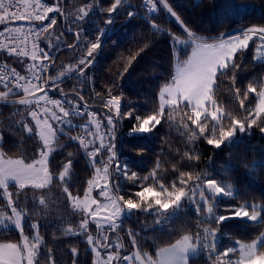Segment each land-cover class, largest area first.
Returning <instances> with one entry per match:
<instances>
[{
  "label": "trees",
  "instance_id": "trees-1",
  "mask_svg": "<svg viewBox=\"0 0 264 264\" xmlns=\"http://www.w3.org/2000/svg\"><path fill=\"white\" fill-rule=\"evenodd\" d=\"M144 1L121 0L109 17L107 9L115 0H55L54 9L57 10L49 13L46 19L49 26L43 34V39L50 36L51 28L57 34V39H53L52 56L47 60L48 82L53 83L50 77H58L61 71L65 75L59 77L53 93L58 99L66 94L69 99L79 101V105L94 109L103 125L102 133L107 130L108 116L114 113V109L105 106L109 99L120 98V110L125 117L132 113L131 118L114 117L117 125L113 139L119 163L139 177L136 183L124 176L115 177L112 182L118 180L121 195L138 200L134 193L142 186L159 191V184L164 183L171 191L174 184L186 189L215 179L218 185L233 187L235 195L215 199L214 215L229 216L248 202L264 205V133L261 132L264 114L260 117L253 114L257 93L263 85L264 61L254 57V44L259 41L256 38L247 49L235 54L233 63L237 67L230 66L227 75L219 76L212 96L213 107L208 106L213 111L221 110L224 130L232 127V119L243 122L246 127L255 119L256 124L248 129L244 138L215 149L206 142L207 138H213L211 126L215 122L211 117L206 120L202 117L208 128L201 136L199 127L188 119L190 111L183 106L171 112V119L166 107L162 123L153 133L128 135L136 124L137 115L143 117L159 111L160 91L172 81L175 62L183 60L189 48L194 46L191 40L186 44H175L174 36L187 39L186 27L195 34V43H213L243 34L250 28L264 27V0H153L155 11L144 9ZM164 4L176 15L173 16ZM85 5H91V8L82 21L76 19L79 13L69 16L72 8L80 10ZM130 12L131 16L128 15ZM110 18L111 24L107 23ZM51 19H55L56 24L51 25ZM98 39L101 47L88 56L90 42ZM81 58L85 59V64H80ZM5 61L18 69L22 64L11 58H5ZM69 68L72 70L68 71ZM250 84L256 91L247 93ZM15 96L10 94L9 98ZM32 107V104L19 105L14 101L0 103V151L27 163L45 162L49 181L43 185H9L8 192L14 205L25 210L23 217L11 208V201L4 197V189H0V243L16 245L30 264L36 250L34 264H93L94 255L85 238L87 234L74 236L66 234V229L72 227L79 231L83 214L74 212L71 199L73 196L84 198L87 181L95 176V166L78 142H72L67 135L59 136L57 150L50 155L49 162L44 161V155H40L39 129L35 128L30 115ZM249 109L251 112L247 111ZM87 121L85 117L74 119L73 125L80 127L71 131L86 133L83 126ZM25 124L33 129L32 134L24 128ZM220 126L216 129L217 139ZM91 131L95 132L93 128ZM69 153H73L72 164L70 175L65 178L68 183H64L60 176ZM107 155L105 150V159ZM154 173L159 177L158 182L151 179ZM181 173H186L185 185H180ZM189 176L192 179L189 180ZM196 176L201 180H196ZM144 177L149 179L144 180ZM98 191L95 188L93 196L99 199ZM197 209L198 206L163 211L153 204L148 212L135 211L122 216L116 233L122 242L123 253L138 251L156 259L160 248L188 236L197 242L199 253L189 258L187 264H213L217 255L220 261L226 259L223 253L234 241L251 242L264 229V213L257 223L230 218L217 226L215 221L204 222L209 214ZM36 224L38 227L34 229ZM214 227L217 228V240L210 244L214 246V252L209 257V252L196 237H203V232L212 231ZM259 252L264 253V242ZM237 254L236 250L231 253Z\"/></svg>",
  "mask_w": 264,
  "mask_h": 264
},
{
  "label": "snow or ice",
  "instance_id": "snow-or-ice-1",
  "mask_svg": "<svg viewBox=\"0 0 264 264\" xmlns=\"http://www.w3.org/2000/svg\"><path fill=\"white\" fill-rule=\"evenodd\" d=\"M121 0H115L108 9L109 17L117 9ZM151 4V0H148ZM164 7L172 13L173 16L176 15L173 10L164 4ZM91 5H85L80 8L79 15L76 17L77 20H83L89 15ZM12 3H5V0H0V24H7L9 21L14 19L26 18L35 19L37 21H43L48 18V13L56 11L52 7H47L41 4L40 0H25L24 9L26 12H20L19 8L16 11H12ZM155 11V6L152 7ZM129 16L132 15L130 12ZM111 24V18L107 21ZM51 24H56L55 19H51ZM38 31H47V27H41ZM185 32H187V39L181 40L179 36L173 37V43L181 44L188 43L189 40L193 42V49L188 60L185 61L177 70L175 77L171 84L161 89L160 91V101H159V111L153 112L152 114H147L143 117L136 116V124L131 128L128 135L130 137L137 136L139 134H150L153 133L157 126L161 125L162 117L165 114V109L169 110V119H171V112L178 111L181 106L187 108L190 111L188 119L191 120V124L199 127V134L204 136L206 134V129L208 124L202 121V117L206 120L207 117H211V120L215 123L212 124V136L213 138H207L206 142L208 145L214 147L215 149H221L224 142L230 141V138L234 136L235 129L238 128L240 133H245L246 128L243 122L232 119V127L228 130H224L220 117L223 115L221 110L217 108L215 111H209L208 105L213 103V93L216 90V81L219 76L227 75V69L231 67H237L233 63V57L238 51H242L248 47L249 41L252 39L253 35L260 34V40L264 42V27L261 28H250L243 34H236L235 36L227 39L220 44H198L195 43L196 37L193 32L185 27ZM79 37V33H77ZM90 47L87 49L88 56H92L96 53L97 49L101 47L99 39L96 42H90ZM0 48H5L6 46L0 44ZM10 55L17 56H29L33 61V64L29 65V70L35 69L32 73V77L28 78L22 76L15 69L12 70L11 76L15 79L16 88L22 89L25 98L18 99L14 101L19 105H31L35 103L37 108H41V102H43L42 111L33 110L30 112L32 120L35 122V128H39V141L41 142L40 155H45L49 162L50 155L57 150V145H59V136L67 135V131L64 127H57L56 124L50 123L49 121H56L61 126H67V130L79 128V125H73L71 118L75 116L86 115L88 117V123L83 127L92 139H87L85 135H69L68 139L72 142H78L80 148H82L86 156L92 161L95 166V176L87 181V190L84 193V199L81 200L78 196H75V203L73 204L74 212L82 213L83 218L79 223V231H74L72 227L66 229V234L71 235H84L87 234V243L92 245L91 251L100 256L98 252L99 247H103L107 251L113 246V242L110 237L106 234L107 232H118L120 225L118 221L121 218V213H133L135 211H145L148 212L149 209L153 208V204L157 205L160 210L167 211L171 208H180L182 206V198L186 197L185 188L177 185H173L172 190L169 191L168 187L164 183L159 184L160 190L157 191L155 188L150 186H142L141 190L136 191L134 196L138 200L133 198H127L120 194V185L118 180L113 183L112 181L117 176H124L127 180L136 183L139 179L138 174L134 171H129L126 165H121L117 156V148L113 137L115 136V127L117 125V119L131 118L132 113H128L127 117L121 113L120 110V98L112 97L106 102V107L114 109L113 116H108L107 118V130L105 133H100L99 129L101 124L95 119L96 114L87 109V105L84 106L83 111L79 107V101H74L69 99L65 94L62 99L51 98L48 93V87L46 84L38 83L35 81L43 80V73L48 70L49 65L44 63L37 64L36 61L39 57L47 61L52 56L50 52H44L38 47L37 44L33 43V50L28 53L23 50L17 51L16 49L8 50ZM85 59L81 58L80 64H85ZM72 69L69 68L68 71ZM65 75L64 71L59 73L58 77H50L53 84H55L59 77ZM0 82L4 83L5 87L11 83V80H5L3 76H0ZM23 82V83H21ZM239 91V89H237ZM256 89L250 84L247 88V93H252ZM39 92L42 93L39 96L35 94ZM245 93V97H247ZM10 94H12L11 88L7 92H0V100L7 101ZM81 100L84 99L83 96L80 97ZM243 106V102H241ZM51 106V107H49ZM251 112V110H247ZM264 114V88L259 92V102L255 106V116L260 117ZM41 116L45 117L41 119ZM256 120L253 119L247 124V128H252L256 124ZM217 125H221L219 128V138H215ZM97 129L96 132H92L91 128ZM184 127H187L184 125ZM24 128L28 129V133L32 134L33 129L25 124ZM261 132L264 133V127H261ZM34 135L37 133L34 131ZM97 140H99L98 146ZM60 147H63L60 145ZM105 150L108 153L105 159ZM73 153H69V158L67 163L62 165V178L64 183H68L65 179L70 175V166L72 164L71 157ZM100 157L97 160V157ZM186 173H181L180 185H185L186 181L184 176ZM196 180H201L200 176L195 177ZM53 179H55L53 177ZM144 180H148L149 177H144ZM151 179L154 182L159 181L157 174H153ZM188 179H192L191 176ZM9 185L6 182V177H0V189H4V197L11 201V208H15L17 213L23 217L25 216V210L19 208V205H14V201L8 192ZM97 188L99 197H103L106 203L98 202V199L93 197V189ZM199 190L198 201L194 203L198 206V211L206 210L209 214V218L204 221L207 223H212L215 221L217 226L223 225L230 218H241L247 219L248 221H256L260 212L257 211L256 207H252L251 211H248V205L243 204L234 210L232 217L225 215H214V199L221 196H231V190L223 188L218 185L215 179H208L206 183H201L193 187V192ZM206 189L207 191H205ZM161 197H167L166 199H161ZM95 206V207H93ZM264 211V208L261 209ZM91 224L95 225L97 230L96 238L90 233L89 226ZM38 225H35L36 229ZM130 235L135 236V233H130ZM38 236V235H37ZM37 236L33 244L36 243ZM103 239H100V237ZM217 236V228H212V231L203 232V237L197 235L196 240L202 245L203 249L209 252V257H212L214 252V246L208 243V238L212 237L215 240ZM264 239V236H262ZM190 237H186L182 245H177L175 249L166 250L162 253L161 264H177L179 254L184 252L188 247L192 246L190 244ZM239 243V242H237ZM40 244V243H39ZM37 245V248L39 246ZM123 245L122 242L117 240L115 245V254L113 252H108L107 259L94 261V264H113L114 261L121 259V249ZM136 247H139L138 245ZM256 244L253 242L250 245H240V251L242 256H247V264H264V253L259 256L255 252ZM229 251L223 253L224 257L229 256ZM73 254H76V249H72ZM37 256V250L35 255L32 257V264ZM122 259L124 261H131L135 264V258L133 256L123 255ZM38 264V262H37ZM213 264H245L243 259L238 261H232L230 259H224L220 261L219 256L213 260Z\"/></svg>",
  "mask_w": 264,
  "mask_h": 264
},
{
  "label": "rangeland",
  "instance_id": "rangeland-1",
  "mask_svg": "<svg viewBox=\"0 0 264 264\" xmlns=\"http://www.w3.org/2000/svg\"><path fill=\"white\" fill-rule=\"evenodd\" d=\"M47 1L49 2V4L51 5L52 8H55L54 7L55 0H47ZM194 1L196 2L198 0H194ZM78 13H79L78 8L74 7L70 11L69 16H71V15L75 16ZM51 25H53V24H51ZM49 34H50V36L44 38L43 41H44L45 52H50L51 53L52 52V46H53V43H54L53 39L54 40L57 39V34L53 30V28L50 29ZM231 37H233V36L222 38L219 41H216V42H213V43L200 42L198 44H216V45H218L221 42H224V41H226L227 39H229ZM253 38H256L257 40H259L257 43L254 44V57L257 60L264 61V42H262L260 40V34H256V35L252 36V39L249 41L248 46L251 44V41L253 40ZM192 49H193V46L191 48H189L188 54L183 60H177L175 62V72H174L173 78L175 77L178 68L185 61L188 60V57L192 53ZM172 81H173V79H172ZM172 81L170 82V84L172 83ZM168 85H165L163 88H165ZM262 88H264V79H263ZM8 90H1L0 89V92H7ZM258 102H259V93H257V102H256V104ZM208 106H211V108H212L213 104L211 103ZM208 110L209 111H213L212 109H209V108H208ZM253 114L255 115V110H254ZM245 128H246L245 133H240L238 128L235 129L234 136L232 138H230V141L224 142V144H230L232 142H235V141H238V140L244 138V136L249 133L248 128L246 126H245ZM140 135H145V134H139L137 136H140ZM88 139H92V137L89 135ZM0 142H1V135H0ZM97 144H99V141H97ZM43 160L44 161L46 160V155H44ZM44 163L45 162H42L41 160L35 161L33 163H27L24 160H21L20 158L8 157V156L4 155L0 151V177H6V182H7L8 185H10V184H14V185H18V186L19 185L20 186H23V185H43V184H46V181H47V178H48V176L45 175V172H46L45 170L46 169H45V164ZM46 174H47V172H46ZM60 178H62V174H61ZM206 182L207 181H202L199 184L206 183ZM199 184H197V185H199ZM219 186H221V185H219ZM193 187L194 186H191V187L185 189L186 197L182 198V202H181L182 206L180 208H178V209L177 208H171L173 211H179V210H182V209H188V208H192V207H196L197 206V204L194 203V201H198L200 199L199 190L197 189L195 192H193ZM221 187L226 188V189H230L231 193H232L231 196L235 195V190H234L233 187H231V186H225V187L221 186ZM204 190L207 191L206 189H204ZM221 197H225V196H221ZM221 197H216L215 199H219ZM166 198L167 197H161V199H166ZM83 199H81V200H83ZM96 199H98V198H96ZM215 199H214L213 202H215ZM98 202L106 203V201L104 200L103 197H100L98 199ZM244 204L248 205V208H247L248 211H251L252 207H256L257 211L260 212V215L257 217L256 221H248L246 218L245 219L238 218V219H241V220H244V221H247V222H252V223L260 222L263 219L264 211H261V209L264 208V205L259 204V203H250V202L244 203ZM93 207H95V206H93ZM233 214L229 215L228 217H232ZM124 215L128 216L129 213H126V211L121 213V217L124 216ZM118 224H119V222H118ZM208 232H210V231H208ZM90 233L93 235L94 238H96V236L98 235L94 224L90 225ZM106 234L110 237L111 241L113 242V246L110 247L107 251H105V249L103 247H99L98 248V252L100 253V256L97 257V255L95 253H93V255H94L93 264H94V261L97 260V259H100L101 261L107 259L108 252H113V254H115V245L117 243V240H119L121 242V240H120V238H119V236L117 235L116 232L109 231ZM262 236H264V229L260 233V235L258 237H256L255 239H253L251 242H242V241H239V240L234 241V244L230 245L229 248L227 249V251H229V250H231V251L229 252V256L226 257V259H230L232 261H238V260L243 259L245 261V264H247V260L249 259V257L242 256L241 251H240V245L241 244L250 245L253 242H255V244H256L255 252H256V255L259 256L261 254L259 252L260 245L264 242V239H262ZM186 237H188V236L182 237L181 239H179L178 241H176L172 245L160 248L157 251L156 259H153L150 256L142 255L138 251L123 253V248H122L121 249V259L118 260V261H114L113 264H132L131 261H127V262L124 261L122 259L123 255H128L130 257L133 256L135 258V264H161L162 253H164L166 250L175 249L177 247V245H182L184 243ZM85 238L87 239V235L85 236ZM100 239H103V237L101 236ZM216 240H217V237L215 238V240H213L212 237H209L208 238V243L209 244H214L216 242ZM189 242H190V244L192 246L188 247L184 252L179 254V258L177 260V264H187L189 258L198 255L199 248H198L197 242H193V240L191 238H190ZM237 242H239V243H237ZM89 247H90V250H91L92 245H89ZM14 249H16L15 250L16 251V259H15V263L14 264H30V262L28 261L27 257H24L22 255V257H24V260H22L20 258V254L17 253V251H19V250H18V248L16 246H15ZM234 250H236L238 252V254L236 256L231 255V253ZM28 252H29L28 254H30V255L32 254V252L30 250ZM0 257L6 258L4 253H1Z\"/></svg>",
  "mask_w": 264,
  "mask_h": 264
},
{
  "label": "built area",
  "instance_id": "built-area-1",
  "mask_svg": "<svg viewBox=\"0 0 264 264\" xmlns=\"http://www.w3.org/2000/svg\"><path fill=\"white\" fill-rule=\"evenodd\" d=\"M34 2V0H33ZM41 4L50 7V5L45 1V0H40ZM5 3H9V0H5ZM12 3V11H16L17 8H19L20 12L25 13L24 9V4L25 0H11ZM153 2L151 1V4L148 3V0L144 1V8L146 10H151L152 9ZM48 27V23L43 20V21H37L35 19H26V18H20V19H14L9 21L7 24H0V44L6 46L5 48H0V76H3L5 80H11V83L8 84L7 87H5L4 83L0 82V88L8 90L11 88V90L14 93H17L19 96L15 99H21L25 98L24 93L22 89L16 88V81L15 79L11 76V72L13 69H15L17 72H19L22 76L31 78L33 71L35 69L29 70L28 66L33 64V61L29 58V56H17V55H10L8 50L11 49H16L17 51L23 50L24 52L30 53L33 50V43L37 44L40 49L43 50L42 48V35L45 31H38L41 29V27ZM44 51V50H43ZM5 58H11L15 60H19L22 62L21 64V69H18L17 67L13 66L12 64L8 63L5 61ZM37 64L39 63H45V60L42 59V57H39L38 54V60L36 61ZM48 77H47V71L43 73V80L41 81H35L38 83H43L46 84L48 87V95L51 98L57 99L53 94L52 90L55 86V84H48L47 82ZM23 83V82H21ZM42 93L37 92L35 95L39 96ZM33 105V110H40L42 111L43 107V102H41V108L38 109L37 105L35 103ZM51 107V106H49ZM81 111H83L84 107L80 106ZM88 109V108H87ZM89 111H92L96 114L95 119L98 120V114L96 111L93 109H88ZM86 116V115H83ZM81 116H75L72 118H77ZM87 117V116H86ZM45 117L41 116V119H44ZM88 118V117H87ZM50 123L56 124L57 127H64L65 130L67 131V135H84L83 133H78L74 134L71 131L67 130V126H61L58 124L56 121H49ZM75 201V197H73L72 202Z\"/></svg>",
  "mask_w": 264,
  "mask_h": 264
},
{
  "label": "crops",
  "instance_id": "crops-1",
  "mask_svg": "<svg viewBox=\"0 0 264 264\" xmlns=\"http://www.w3.org/2000/svg\"><path fill=\"white\" fill-rule=\"evenodd\" d=\"M45 175L48 176L46 172H45ZM48 181H49V177L47 178L46 183H48ZM15 246L16 245L14 244L0 243V254L4 253L6 256V258L0 257V264H14L15 263V259H16V251H15L16 249H14ZM18 250L19 251H17V253L20 254V258L23 260L21 251L19 248Z\"/></svg>",
  "mask_w": 264,
  "mask_h": 264
}]
</instances>
